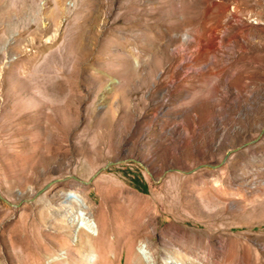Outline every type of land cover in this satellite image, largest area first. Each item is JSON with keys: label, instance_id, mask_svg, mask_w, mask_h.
<instances>
[{"label": "rangeland", "instance_id": "obj_1", "mask_svg": "<svg viewBox=\"0 0 264 264\" xmlns=\"http://www.w3.org/2000/svg\"><path fill=\"white\" fill-rule=\"evenodd\" d=\"M263 128L264 0H0V264H60L102 179L157 196L146 260L264 264Z\"/></svg>", "mask_w": 264, "mask_h": 264}, {"label": "bare ground", "instance_id": "obj_2", "mask_svg": "<svg viewBox=\"0 0 264 264\" xmlns=\"http://www.w3.org/2000/svg\"><path fill=\"white\" fill-rule=\"evenodd\" d=\"M81 181L84 183L89 182L88 180ZM96 185V188L100 191L102 197L98 203L96 202L97 206L93 207L92 205H89L90 208H94L93 215L95 219L92 221L91 218L88 219L89 217H84V219H88L87 222L91 230H80L79 240L76 244H73L67 236L64 242L67 255L64 258L58 259V263L167 264L168 262H165V260L157 256L156 250L152 253L153 259L150 261L146 260L136 246L139 237H144L147 240V238L152 235L150 224L156 217L153 207L157 205V196L131 192L123 187L121 190L128 192V204L125 205L122 201L114 200L117 187L113 182L102 179L98 180ZM71 195L79 196L75 192H71ZM110 199H113V204L109 203ZM116 208L118 210H116ZM130 217L134 218V222L131 224L123 228L113 227L112 224L114 220L122 219L123 221ZM56 222L60 226L63 225L61 218L58 216ZM69 230L70 228L66 231L68 232ZM109 233H113L114 237H110ZM99 244L101 245L100 248L98 246ZM150 245L149 242L147 247ZM183 251H180L179 249L175 254L185 260L187 259V256ZM52 252L51 249L46 251V253ZM74 253L78 254L77 258L74 257ZM171 264L186 263L184 261L177 262L174 260V263Z\"/></svg>", "mask_w": 264, "mask_h": 264}, {"label": "water", "instance_id": "obj_3", "mask_svg": "<svg viewBox=\"0 0 264 264\" xmlns=\"http://www.w3.org/2000/svg\"><path fill=\"white\" fill-rule=\"evenodd\" d=\"M264 131V128H263V130H262V132ZM256 139H254V140H251V141H248V142H246L245 144H248V143H250V142H253V141H255ZM236 150V149H235ZM232 151H229L225 156H224V158L222 159V161H220L219 163H216V164H212V163H201V164H199V165H197L195 168H193V169H191V170H188V171H186L185 170V172H192V171H194V170H196V169H198V168H201V167H204V166H207V167H211V168H216V167H219V166H221L227 159H228V157H229V155H230V153H231ZM126 159H122V160H117V161H110V162H108V163H106L103 167H101L94 175H93V177H95L98 173H100V171H102L103 169H106V168H108L109 166H111L112 164H114V163H118V162H121V161H125ZM177 170H181V169H178V168H176ZM184 171V170H183ZM72 177H74V178H77L75 175H71ZM69 177V176H68ZM57 180H59V179H54V180H51V181H49L43 188H41L39 191H38V194H41V193H43L44 191H46L55 181H57ZM83 180V179H82ZM90 181V180H89ZM0 197H3L2 196V194H1V192H0Z\"/></svg>", "mask_w": 264, "mask_h": 264}]
</instances>
